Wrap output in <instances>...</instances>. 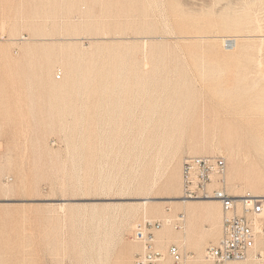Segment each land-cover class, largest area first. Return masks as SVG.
<instances>
[{"label":"rangeland","instance_id":"374dc122","mask_svg":"<svg viewBox=\"0 0 264 264\" xmlns=\"http://www.w3.org/2000/svg\"><path fill=\"white\" fill-rule=\"evenodd\" d=\"M202 154L264 195V0H0V264H133L144 220L205 264Z\"/></svg>","mask_w":264,"mask_h":264},{"label":"built area","instance_id":"2783aa9c","mask_svg":"<svg viewBox=\"0 0 264 264\" xmlns=\"http://www.w3.org/2000/svg\"><path fill=\"white\" fill-rule=\"evenodd\" d=\"M59 77V76H58ZM226 161L223 156L202 154L187 157L181 164L182 196L186 199H213L220 203V233L204 250L209 264H264V197L234 196L226 189ZM162 224L144 220L134 228V239L143 251L133 264H155L162 258L156 249L153 231ZM172 264L185 259L177 245L167 250Z\"/></svg>","mask_w":264,"mask_h":264},{"label":"bare ground","instance_id":"6f19581e","mask_svg":"<svg viewBox=\"0 0 264 264\" xmlns=\"http://www.w3.org/2000/svg\"><path fill=\"white\" fill-rule=\"evenodd\" d=\"M255 22H257V21H255ZM257 25H258V23H257ZM259 31V30H258ZM261 33V32H260ZM236 41H237V39L235 38V39H233V37H226V38H223V42L225 43L226 42V47L227 48H234L235 46H236ZM261 46V45H260ZM261 48V47H260ZM230 49V50H231ZM260 50V49H259ZM260 182V181H259ZM233 194H234V196H236V197H238V196H242V195H244V193L243 192H239V191H235V192H233ZM248 194H250L251 196H255V197H264V195L263 194H256V193H248ZM179 200H180V202H202V203H205L206 204V207H209V209H207V211L211 214L212 213V211L213 210H215L216 208H217V210L220 208V203L217 201V200H213V199H206V200H190V199H186V198H184L183 196H181V197H179ZM168 221H170L168 218H165V222H168ZM165 235H167V236H169L170 238H172V239H174V240H183L185 237L183 236V235H181L180 233H176V234H165ZM154 241L156 242V239H155V237H154ZM156 245V244H155ZM158 250V249H157ZM168 250V249H167ZM167 250H165L164 248H162V250H159L160 252H161V254H162V258H161V260L158 262L159 264H165V262H163V259L165 258V255L167 254L168 255V253H167ZM166 253V254H165ZM186 259V258H185ZM202 259H203V262L205 263V264H209L208 262H206L205 260H204V251H203V256H202ZM185 262V261H184ZM184 262L182 263V264H184ZM229 264H234V263H229ZM241 264H254V263H247V262H245V263H241Z\"/></svg>","mask_w":264,"mask_h":264}]
</instances>
